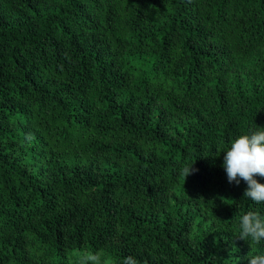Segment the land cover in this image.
Here are the masks:
<instances>
[{"label": "trees", "instance_id": "trees-1", "mask_svg": "<svg viewBox=\"0 0 264 264\" xmlns=\"http://www.w3.org/2000/svg\"><path fill=\"white\" fill-rule=\"evenodd\" d=\"M258 127L264 0H0V264H249Z\"/></svg>", "mask_w": 264, "mask_h": 264}, {"label": "clouds", "instance_id": "clouds-1", "mask_svg": "<svg viewBox=\"0 0 264 264\" xmlns=\"http://www.w3.org/2000/svg\"><path fill=\"white\" fill-rule=\"evenodd\" d=\"M251 134L240 135L235 139L229 149L225 151L223 168L226 172L228 182L240 184L243 180L247 184L244 197L249 198L255 203L264 202V184L260 183L257 177L264 178V128ZM25 139L31 141L34 137L27 134ZM193 166H185L180 174L185 178L193 174ZM241 234L239 239L259 243L264 240V218L257 212L248 211L243 215L240 222ZM249 264H264V255L246 257ZM100 264V255L88 254L82 264ZM123 264H138L133 257H126Z\"/></svg>", "mask_w": 264, "mask_h": 264}, {"label": "rangeland", "instance_id": "rangeland-1", "mask_svg": "<svg viewBox=\"0 0 264 264\" xmlns=\"http://www.w3.org/2000/svg\"><path fill=\"white\" fill-rule=\"evenodd\" d=\"M100 264H108V260L105 258V256L100 257Z\"/></svg>", "mask_w": 264, "mask_h": 264}]
</instances>
